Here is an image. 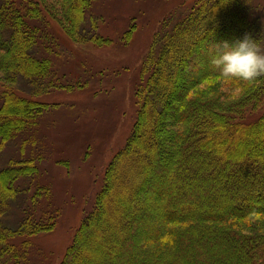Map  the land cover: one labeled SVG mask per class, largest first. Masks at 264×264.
<instances>
[{
	"label": "trees",
	"instance_id": "1",
	"mask_svg": "<svg viewBox=\"0 0 264 264\" xmlns=\"http://www.w3.org/2000/svg\"><path fill=\"white\" fill-rule=\"evenodd\" d=\"M60 1L63 17L67 21L64 28L69 36L78 43L92 42L101 46L110 42L93 33V29L89 30L86 16L91 3L82 13L83 0ZM256 1L197 0L191 11L178 22L171 24L165 21L163 31L155 35L142 67L145 83L137 92L140 111L133 135L109 164L96 206L83 221L63 264H189L176 260L179 257L177 240L181 238L182 242L185 241L184 233L187 230L193 232L198 227L203 232L216 231L214 233L222 239L226 238L234 248H244L246 255L240 257L239 264H264V118L253 125L237 123L248 112L264 105V75L253 81L225 79L212 65L204 66L208 54L212 53L215 39L226 37V40L232 41L249 33L261 47L264 25L260 15L261 6H257ZM4 2V5L0 3V69L5 80L16 85L22 79L33 89L46 88L48 93L52 85L44 82L52 75V62L39 64L35 60L37 34L42 30L33 26V23L41 21L43 15L38 14V9H35L36 15L32 12L30 8L34 2L31 7L25 5L23 8L10 0ZM254 9L257 13L251 16L249 13ZM22 13L32 18V23ZM93 26L97 28L95 24ZM32 29L36 35L32 34ZM12 52H17L19 56H12ZM175 83L179 90L169 105ZM10 94H4L3 102L25 104V108L33 109L34 115H28V124H32L49 108L48 104ZM34 94L39 96L45 93L41 90ZM179 105L185 110L183 116L187 117V121L176 122L167 128L171 114L173 118L178 117L176 112ZM36 109L40 111L36 112ZM193 110L196 112L195 121L190 118ZM13 113L19 114L17 111ZM209 120L220 126L214 133L223 135L233 131L239 136L244 134L247 127H258L261 129V143L257 142L256 149L247 151L248 148L241 143L242 139L238 138L236 143L239 149L226 152L220 148V141L213 143L212 136H206L202 126L195 129L199 122L203 125L204 121ZM17 129V126L10 124L4 131L5 135ZM167 130L172 135L170 141L182 150L195 149L193 153L196 154L206 150L221 157L218 167L211 168V164L205 162H198L195 166L187 160V163L174 165L175 168L170 167L169 162H166L171 154L166 144L168 138L164 135ZM224 138L228 142L229 137ZM9 139L2 141L0 152ZM250 155L254 156L252 160L256 162L247 167L243 161ZM161 159L166 164H157ZM13 162L12 166L0 169L2 264H16L13 259H9L16 252L15 246L10 247L11 239L31 237L48 231L50 228L47 226L52 227L50 222H35L28 213L22 219H15L17 210L23 211V207L16 209L13 202L17 197L25 198L24 191L18 195L14 187L16 180L33 176L36 170L28 167L25 161L23 167ZM230 162L235 166V170H231L232 174L225 169ZM176 168L177 171L174 170ZM163 172L171 178L166 193L177 196L174 199L176 209L185 212L197 207L198 211L194 215L178 217L173 207L164 202L165 206L157 204L160 212L156 217L149 216V207L155 200L151 196L160 191ZM193 176L196 177L194 181L191 180ZM209 187H216V193L211 198L214 200L217 197V201L211 204L199 192ZM218 192L220 194L216 195ZM185 196L193 200H185ZM216 204L219 210L210 214L208 207ZM115 208L119 209L118 213H110ZM173 217L177 218L173 220ZM194 222L200 225L196 226ZM107 242L109 244L104 248ZM148 242L155 250H160L156 256L155 251L147 248ZM127 249L132 252L128 253ZM78 252L80 257L77 258ZM95 253H99L97 258Z\"/></svg>",
	"mask_w": 264,
	"mask_h": 264
},
{
	"label": "rangeland",
	"instance_id": "2",
	"mask_svg": "<svg viewBox=\"0 0 264 264\" xmlns=\"http://www.w3.org/2000/svg\"><path fill=\"white\" fill-rule=\"evenodd\" d=\"M10 2L19 8L25 5L31 7L34 2V6L30 8L32 12L36 15L35 9H38V14L43 15L41 21L33 23L42 32L37 34L33 29L31 32L38 36L35 60L39 64L52 62V75L44 82L51 83L52 86L46 93V88L33 89L22 79L16 85H11L0 69V145L5 138H10L0 152V169L12 166L13 161L19 163V167H23L25 161L28 167L35 168L33 176L18 178L14 185L18 195L23 191L25 194V198L20 196L13 202L16 209L23 207V211L17 210L15 219H22L28 213L35 222H50L52 227L47 226L50 228L48 231L31 237L11 239L10 247L15 246L16 252L9 259H13L16 264H63L68 248L74 244L83 221L96 206L109 164L133 135L140 111L137 92L145 83L141 74L142 67L155 35L163 31L165 21L174 24L184 18L197 0H83L82 13L91 3L86 16L89 30L93 29L97 36L110 40L101 46L92 42L78 43L67 34L64 28L67 21L63 17L60 0ZM0 3L5 4L4 0H0ZM256 4L261 6L260 15L264 25V0H257ZM256 11L254 9L249 14L255 15ZM22 16L32 23V18L25 13ZM261 50L264 51V40L261 42ZM13 55L19 56L17 52H12ZM41 90L45 94H34ZM8 92L17 98L48 104L49 108L32 124H28V115L33 117V109L25 108V104L3 102L2 97ZM179 107L176 112L178 117L173 118L171 114L167 128L176 122L187 121V117L183 116L185 110L181 105ZM13 111L19 114L16 115ZM195 115L194 111L190 117L193 121L196 120ZM262 118L264 105L256 111L248 112L237 123L253 125ZM10 124L18 129L5 135L4 131ZM200 126L206 131V136H212L213 143L220 141V148L226 152L239 149L236 143L238 138L242 139L241 143L248 148L247 151L256 149L257 142L260 141L261 129L258 127H247L244 134L237 136L233 131L225 135L214 133L220 126L210 120L204 121L203 125L199 122L195 129H200ZM164 135L168 138L166 144L171 153V162L168 163L170 167L187 161L195 166L198 162L209 163L211 168L220 164L222 158L214 153L205 150L196 154L193 153L195 149L182 150L170 141L172 135L168 130L164 131ZM224 137H229L228 142ZM253 157L250 155L244 159L247 167L256 162L252 160ZM225 169L232 174L231 170H235V166L230 162ZM174 170L177 171V168ZM191 180H196V177L193 176ZM199 192L209 204L217 201V197L214 200L211 198L216 193V187ZM169 193L163 196L153 193L151 198L155 200H151L152 205L157 207L159 203L165 206L163 204L168 199H177L176 195ZM219 194L218 192L216 195ZM184 198L193 200L190 196ZM118 211L115 208L110 213ZM118 220L120 222L121 216ZM194 224L200 225L197 222ZM214 232L216 231L203 232L199 227L193 232L187 230L183 235L185 241L182 242L181 238L177 240L179 257L176 260L189 264H239L238 261L246 255V250L241 246H230L226 238L222 239ZM108 244L109 242L104 248ZM147 248L155 251V256L160 251L155 250L150 242L147 243ZM79 253L77 258L80 257ZM97 255L99 253L94 254L95 257ZM119 263L122 261L119 260Z\"/></svg>",
	"mask_w": 264,
	"mask_h": 264
},
{
	"label": "clouds",
	"instance_id": "3",
	"mask_svg": "<svg viewBox=\"0 0 264 264\" xmlns=\"http://www.w3.org/2000/svg\"><path fill=\"white\" fill-rule=\"evenodd\" d=\"M210 63L225 79L253 81L264 75V51L249 33L213 43Z\"/></svg>",
	"mask_w": 264,
	"mask_h": 264
},
{
	"label": "bare ground",
	"instance_id": "4",
	"mask_svg": "<svg viewBox=\"0 0 264 264\" xmlns=\"http://www.w3.org/2000/svg\"><path fill=\"white\" fill-rule=\"evenodd\" d=\"M224 40H226V37H224L222 39H215V43L220 42V41H224ZM211 56H212V53L208 54L207 59L204 62L205 68L211 66V63H210ZM178 90H179L178 84L175 83L174 86H173V91H172L171 96L169 98V105L171 104V102L173 100V97H175V94L178 92ZM169 161H170V157L166 159V162H169ZM164 162L165 161H162V159H161V161H158L157 164H159V165L166 164V162L165 163ZM161 177L163 178V182H162V185H161V189L158 192L159 196H161L162 194L166 193L167 187L169 186V183H168L167 179H171L169 177V174L168 173H164V172H163V175ZM164 181H165V183H164ZM167 203H168V205L173 207V210L176 211V215L178 217L187 218V217H190V216L194 215L198 211L197 207H193L189 211L181 212V211L176 209V204H175L173 199H168ZM217 206H218V204L209 206L208 207L209 213L210 214H212V213L215 214V211H218L219 208H220V207H217ZM159 212H160V207H159V209H158V206L155 207L154 205L149 207L148 214H149L150 217H152V216H153V218L156 217L159 214ZM150 213H153L154 215H152V214L150 215ZM176 218L177 217H173V220L176 219ZM218 218H220V217H218Z\"/></svg>",
	"mask_w": 264,
	"mask_h": 264
}]
</instances>
